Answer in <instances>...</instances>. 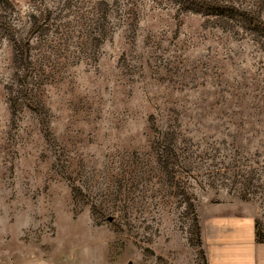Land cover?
<instances>
[{
	"label": "rangeland",
	"instance_id": "obj_1",
	"mask_svg": "<svg viewBox=\"0 0 264 264\" xmlns=\"http://www.w3.org/2000/svg\"><path fill=\"white\" fill-rule=\"evenodd\" d=\"M225 208L264 241V0H0V264H209Z\"/></svg>",
	"mask_w": 264,
	"mask_h": 264
},
{
	"label": "crops",
	"instance_id": "obj_2",
	"mask_svg": "<svg viewBox=\"0 0 264 264\" xmlns=\"http://www.w3.org/2000/svg\"><path fill=\"white\" fill-rule=\"evenodd\" d=\"M210 216L206 224L210 226L208 230L213 234V238L236 235L240 239L235 243L238 249L232 258L209 253V264H264V241L258 239L256 222L252 216L236 208H225L212 212ZM211 242V246H225V243L216 244L215 239Z\"/></svg>",
	"mask_w": 264,
	"mask_h": 264
}]
</instances>
